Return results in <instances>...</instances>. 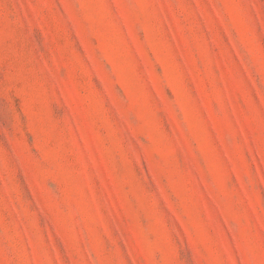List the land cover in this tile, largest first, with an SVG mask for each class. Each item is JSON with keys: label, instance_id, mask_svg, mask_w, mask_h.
Returning a JSON list of instances; mask_svg holds the SVG:
<instances>
[{"label": "rangeland", "instance_id": "374dc122", "mask_svg": "<svg viewBox=\"0 0 264 264\" xmlns=\"http://www.w3.org/2000/svg\"><path fill=\"white\" fill-rule=\"evenodd\" d=\"M0 264H264V0H0Z\"/></svg>", "mask_w": 264, "mask_h": 264}]
</instances>
